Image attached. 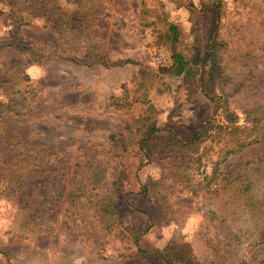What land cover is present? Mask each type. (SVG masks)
<instances>
[{"label":"rangeland","instance_id":"obj_1","mask_svg":"<svg viewBox=\"0 0 264 264\" xmlns=\"http://www.w3.org/2000/svg\"><path fill=\"white\" fill-rule=\"evenodd\" d=\"M176 54L193 76L161 72ZM178 81L152 141L173 150L148 159L131 100ZM263 107L264 0H0V264H164L172 243L191 256L174 264H264ZM235 165L254 171L247 203L216 183Z\"/></svg>","mask_w":264,"mask_h":264},{"label":"trees","instance_id":"obj_2","mask_svg":"<svg viewBox=\"0 0 264 264\" xmlns=\"http://www.w3.org/2000/svg\"><path fill=\"white\" fill-rule=\"evenodd\" d=\"M173 31L176 32L174 27H173ZM214 46H213V44H211L210 47L208 48V52H207L205 61L202 64V72L197 77V78H199L201 90H202V92H205V93H207V91H205V89H206L208 84L211 83L212 87H214L216 85L217 76H220L219 74L221 73L220 65L218 64V62L216 60V48H214ZM88 58H89V56L86 55L85 59H88ZM106 60H108V62L101 60V61H98V63H100L101 65H103L106 68L123 66V65L128 64V63H133L132 60H120V61H115V62L112 61L111 59L110 60L106 59ZM174 60H175V63L171 66V68H169V70L163 68V69H161V72L168 74L170 76H177V77H184V75L193 76L192 71L186 69V66L188 65L187 62H185L179 54H176L174 56ZM81 62L86 64V62L83 60H81ZM207 78H209V79L207 80ZM221 91L226 93L225 89H222ZM256 113H260V115H263V117H264V107L261 108V110H256ZM261 127H262V124L258 125V127H256V128H254V130H257V131L261 130V133H262L264 131V129H261ZM146 130H147L146 133L144 134L143 138L140 141V145L143 148L148 159H151L154 156L155 152L159 151L160 149L161 150L163 149V151H165L166 153H169V154L171 153V150H173L172 147H174V146L172 144L171 145L167 144L166 142L165 143L162 142L161 145H158L157 147L152 149V141L154 140L153 135H154V133L159 131V129L156 128L154 125H149L148 127H146ZM263 135L264 134H262V137H261V134H257V136L252 140V142H259V140L263 141L264 140ZM183 145L185 146V144H182V146ZM238 146H239V143H237L236 146H231V147L226 146L225 150H224V155L227 156L228 154L234 153ZM240 147H244V144ZM170 148H171V150H170ZM192 154L197 155V149L193 150ZM259 160H258V162L257 161L254 162L256 164V167H258L259 164L262 163V161H259ZM251 164H253V163L249 162L246 165L251 166ZM248 171L250 172L249 174L242 172L240 169V165L239 166L235 165L233 168H231L230 170L225 172V176L222 177V179L220 181L216 182L217 186H219V187L223 186V185L224 186L228 185L231 188H233L232 194H230L228 196L229 202L236 203V202L246 200V203H247V201L254 199V194H253V190H252L253 183L251 180V178H252L251 175L254 171L252 170L251 167L248 168ZM257 171H259V167H258ZM224 183H226V184H224ZM218 191L219 190L217 188H215L213 193L218 194ZM186 247H188L187 243H182V244L172 243V244L168 245L164 249V251L158 252L157 255H159V257L161 258V260L163 261L164 264H174L175 262H184L185 261L184 258L191 257L190 254H188V252L186 253L185 257H181L179 255H172V252H174V250H176V249H183Z\"/></svg>","mask_w":264,"mask_h":264},{"label":"crops","instance_id":"obj_3","mask_svg":"<svg viewBox=\"0 0 264 264\" xmlns=\"http://www.w3.org/2000/svg\"><path fill=\"white\" fill-rule=\"evenodd\" d=\"M123 60H125V59H123ZM112 61H115V60H112ZM133 63H135V62L133 61ZM133 63H128V64H125L123 66L110 67V68H106L103 65L102 66L105 69H109V71H114V70H117V68H123V67H126L129 64H133ZM95 79H96L95 81H99L102 84L104 83V85H108L112 81V80L107 79V78H104V79L95 78ZM112 83L113 82H111V84ZM178 83H180V81H178L177 84L174 85V88L171 89V92L167 86H165L163 88V90L159 89L157 91H154V93L151 92L152 91L151 89H148V92L145 93V96L143 98L132 99L131 103H130V105H131L130 107H132L133 114L131 113V115H133V117H135L136 119H139L140 122H142L145 125V128L148 127L149 125H154L156 128L159 129V131H157V133L163 132L167 127V126L165 127V125L167 124L168 120L170 121V118H169L170 116H169V112L167 111L169 106H168L167 102L165 103V101L162 99V96H166L169 93L176 94L177 91L179 93L181 91H183V89L179 88ZM96 84H98V82ZM115 85H116V88L118 90H121V93L117 94L116 92L111 93V92H109V90H107V91H105V89L101 90L103 93L106 94L107 100H108L109 105L111 107L113 106L111 104L113 101L118 100V101L122 102L123 100H126V92L127 91L125 92V88L123 87L126 85V81H122V82L117 81ZM155 96H157L158 98L160 97V99H158L157 101H163V103H165V104L164 105L161 104L162 105V106H160L161 108H159V110H157V112H158L157 116L158 117L155 118L156 120L153 122V121H151V119H149V117H150L151 109H155V106H153L154 100L152 102H150V100L153 99V97H155ZM172 118L174 119V117H172ZM128 124L129 123L123 124V128L120 130L121 133L126 132V127H128ZM163 127H165V129H161ZM146 131L147 130H145V133H146ZM136 132H137V130H136ZM135 151H138L139 152L138 154L147 157V155L145 154L141 145L137 146Z\"/></svg>","mask_w":264,"mask_h":264}]
</instances>
